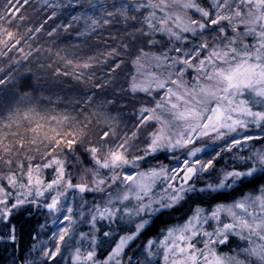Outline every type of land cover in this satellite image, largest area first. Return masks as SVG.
<instances>
[{
  "label": "snow or ice",
  "instance_id": "snow-or-ice-1",
  "mask_svg": "<svg viewBox=\"0 0 264 264\" xmlns=\"http://www.w3.org/2000/svg\"><path fill=\"white\" fill-rule=\"evenodd\" d=\"M47 6L53 8L48 17L52 19L62 4L54 0ZM112 7L125 21L130 12L141 17L137 31L143 45L124 44L121 50L107 53L111 58L107 84L127 63L132 72L121 91L145 98L137 110L135 130L118 135V117L106 112V127L96 139L88 135L90 121L78 122L67 131L59 121L46 130L37 123L29 143L43 144V149L25 150L22 138L15 145L0 138V241L11 242L19 250L18 224L13 221L46 210L60 214L67 225L52 234L58 240L54 247L40 249L42 264L62 255L61 242L68 248L85 240L90 249L76 246L71 256L74 264H264V185L239 198L212 203L257 173L264 175V0H134ZM112 17L113 12L105 11L100 18L71 19H83L84 31L78 33L83 36L108 25ZM63 27L67 30L71 24ZM56 31L53 28L48 35ZM0 36V56L8 57L13 49L23 54L22 60L32 55L17 47L22 38L13 32L0 28ZM22 60L14 61L16 68ZM91 66L85 62L82 68ZM149 67L153 70L147 71ZM11 82V73L0 78V86ZM107 84L95 87L104 89ZM94 96H87V101L93 103ZM113 102L105 97L98 107ZM141 126L146 135L144 146L138 147ZM252 129L260 134L253 135ZM206 137L222 144L201 145ZM241 141L262 146L247 156L238 155L241 164L219 170L215 182L202 181L203 175L216 171L221 152L230 153ZM80 149L86 161L76 155ZM158 152L171 154L176 166L150 163ZM176 153H182L183 159ZM69 156L81 169L76 183L67 171ZM142 165L145 168L140 170ZM47 170L52 172L49 179L44 178ZM69 189L100 192L104 199L87 210V202L81 201L74 214L73 207L64 203ZM184 205L188 213L183 222L148 239L141 249L143 260L129 255L131 245L158 215ZM85 222L90 231H77ZM45 227L46 222L39 224L32 238L37 239ZM97 233L104 238L118 235L102 260L97 258ZM232 242L231 253L218 251ZM36 247L34 243L27 253L13 256L11 264H37L31 258Z\"/></svg>",
  "mask_w": 264,
  "mask_h": 264
},
{
  "label": "trees",
  "instance_id": "trees-1",
  "mask_svg": "<svg viewBox=\"0 0 264 264\" xmlns=\"http://www.w3.org/2000/svg\"><path fill=\"white\" fill-rule=\"evenodd\" d=\"M53 2L54 0H26V2L25 0H0V28H6L15 36L22 38L21 45L17 47L23 46L25 52L32 53L27 60H22L23 54L16 49L8 53V57L0 56V78L6 73L12 75V82L7 87L0 86V138L14 145L22 138L25 140V150L36 147L43 149V144L29 143L33 137L31 129L37 123L43 125L45 130L56 127L57 121L52 120V117H56L62 123L64 131L78 126V122L84 124L90 121L87 132L90 138L96 139V135L106 127V112L118 117L120 121L118 135L124 132L131 135V131L135 130L134 126L139 120L137 110L140 102L145 98L143 94L133 97L127 91H121V88L127 87L125 79L132 72L127 63L122 65V70H117V75L112 79L111 84H107L110 75L108 69L111 65V58L107 56V53L113 48L121 50L124 44H128L130 48L143 45V38L137 31L142 26L139 23L141 17L130 12L125 21L124 16L112 7L115 5L119 8L121 4H131L134 0H80L79 4L76 0H55V3L62 4V7L57 10L56 17L49 19L53 8L48 7L47 4ZM105 11L113 12L108 25H102L88 35H78L84 31V21L83 19L73 21L71 19L73 16L87 15L100 18ZM133 15H136V21L132 19ZM4 19H8L9 22L5 23ZM66 24H71L67 30L63 27ZM41 25H43L41 30L35 31ZM53 28L57 31L49 36L48 33ZM0 38L3 37L0 36ZM151 51L158 53L160 49H151ZM15 60H22V66L16 68ZM69 60L72 61L71 64L67 63ZM85 62L92 66L83 69L82 65ZM81 73H83L82 76ZM97 83H105L107 87L98 89L95 87ZM92 93H96V96L93 97L94 102L89 103L87 96ZM105 97L114 102L98 107ZM5 113L13 120L16 118L18 120L13 121L8 116H3ZM64 116H68L69 120L63 121ZM42 117H44L43 121H39ZM145 135L141 126L138 147L144 146ZM76 155L86 161L83 149H80ZM155 157V160H151L150 163L166 165L175 160L166 152H160ZM85 166L88 165L85 164ZM67 171L72 175L81 173V169L76 166L71 156L68 157ZM215 173L212 171L206 178L212 180ZM249 180L250 182L237 186L236 190L228 196L218 197L212 203L239 198L264 185V175L260 173ZM91 196L89 192L84 194L86 199ZM203 206L208 207V204L205 203ZM187 213L188 206L184 205L158 215L152 225L131 245V249L135 248L137 243L142 248L148 239L158 237L162 229L182 223ZM55 215L45 210L31 217L25 214L14 220L13 223H17L19 229V250H15L11 242L0 241V264H11L13 256H19L21 252L27 253L34 243L37 247L33 250L31 258H34L37 264H42L39 251L46 245L44 243L47 241L49 243L53 237L56 223L59 222L57 221L59 217ZM54 219L56 223H53ZM45 222V229L34 240L32 237L39 231L38 225ZM106 230V228L102 229V231ZM97 235L99 244L96 248L97 258L102 260L114 247L118 235L109 238H104L100 233ZM61 248L64 246L62 245ZM233 248H235V242L219 249L220 252L231 253ZM62 259H64L62 255H57L55 260L49 261L48 264H63L65 260Z\"/></svg>",
  "mask_w": 264,
  "mask_h": 264
},
{
  "label": "rangeland",
  "instance_id": "rangeland-1",
  "mask_svg": "<svg viewBox=\"0 0 264 264\" xmlns=\"http://www.w3.org/2000/svg\"><path fill=\"white\" fill-rule=\"evenodd\" d=\"M146 70L147 71H152L153 69H151L149 67ZM14 109L16 110L17 108H14ZM9 115L14 116V114H9ZM3 116H6L7 117L8 115H6V113H5V115H3ZM42 119H44V117L39 118V121H43ZM17 120H18V118L14 119L13 121H17ZM54 121H58V120H54ZM60 121H62V120H60ZM55 124H56V122H55ZM60 124H62V123L60 122ZM252 134L253 135H259L260 133H259V130L258 129H252ZM211 144L220 145V144H222V141H212V140H210L209 138L206 137L201 142V145H211ZM261 146H262V143L261 142H257V141H247V142L241 141V145L234 146L233 149H232V151L230 153L227 152V151L221 152V157L222 158H218L217 161L215 162L216 171H214V172H216V173L214 175V178L212 180H211V178L208 179V178H206V176H208V175L205 174V175L202 176V181L215 182L216 179H217L219 170H221V169H228V168H230L234 164L235 165L241 164V161H239V160L236 159V157L238 155L247 156L252 150H254L255 148H260ZM238 149H239V151H238ZM158 153H160V152H158ZM158 153H156L155 155H157ZM176 156H179L181 159H183L182 153H176ZM207 158H208L207 156H204V159H207ZM176 164H177V161L174 160L171 164H166L165 166L171 168L173 166H176ZM143 166L144 165L141 166V169L140 170H143L145 168V166L144 167ZM81 174L82 173H77V174L72 175L73 183L78 182V177ZM51 176H52L51 170L45 171V173H44V178L45 179H49ZM198 186H201V185H198ZM158 190L159 189H157V191ZM85 193H79L78 191L72 190V189H69L68 190L67 200L64 201V203H65L66 206H72L73 207L74 214H76L78 212L81 201H86L87 202V206H86V209H85V210H87V207H90L93 204V202H102V200L104 199L103 194L100 193V192L89 191V193L92 194L91 198H89V199H86L84 197V194ZM55 216H58L59 217V219L57 220L59 222L56 223V229H55V232H58V230H59L60 227L67 225V222L66 221H63V218H62V216L60 214H56ZM77 219L79 221V217L78 216H77ZM77 231H85V232H88V231H90V229H89V226L87 225V223L85 222L83 224H79V226L77 228ZM96 236L98 237L97 234H96ZM75 239H76V236L74 235V241H75ZM57 242H58L57 238L56 237H52L49 240V243H48V241H47V243H44V242L43 243L46 244V246L47 245H50V248H51V247H54V245ZM62 245L64 246V248H61V250H63L62 251V257L64 258L62 260H65L63 262V264H74V262L71 259V256H72V253H73L74 248L76 246H80L81 249H82V251H86V250H89L90 249V242L88 240H85V241L81 242V244H79V245H76L73 242V243L69 244L68 248L65 247V245H64L63 242H61V246ZM98 245L99 244H98V238H97V246ZM114 246H115V244H114ZM135 246H136L135 248H133V249H131V251H129V254L131 256H133L134 259L137 258V257H139L141 260H143V253H142L141 249H143L144 246L142 248H140L141 245L138 244V243ZM222 247L223 246H221L220 249ZM220 249H218L219 252H220ZM96 252H97V249H96ZM221 253H223V252H221ZM59 256H61V255H59ZM125 264H127V261H125Z\"/></svg>",
  "mask_w": 264,
  "mask_h": 264
}]
</instances>
